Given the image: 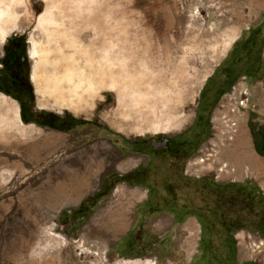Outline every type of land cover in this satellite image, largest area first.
<instances>
[{
    "label": "rangeland",
    "instance_id": "1",
    "mask_svg": "<svg viewBox=\"0 0 264 264\" xmlns=\"http://www.w3.org/2000/svg\"><path fill=\"white\" fill-rule=\"evenodd\" d=\"M51 1L15 4L0 41V264H264V170L230 163L239 126L264 160V0ZM34 41L44 76L115 45L156 107L38 93Z\"/></svg>",
    "mask_w": 264,
    "mask_h": 264
},
{
    "label": "bare ground",
    "instance_id": "2",
    "mask_svg": "<svg viewBox=\"0 0 264 264\" xmlns=\"http://www.w3.org/2000/svg\"><path fill=\"white\" fill-rule=\"evenodd\" d=\"M21 1L22 0H0V41L2 42L6 41L7 37L11 34L13 30H20L17 25V22L14 20L15 13L12 11V7ZM53 1H51V3H53ZM83 1L82 3L85 5ZM74 3H76V1H74ZM88 4H87V7H88ZM72 6L74 5L72 4ZM58 8L60 7L58 6ZM83 9H84V6H83ZM86 11L88 12V10ZM38 22H39L38 26L41 27V29L45 33H47L49 36L61 37V38L66 37L65 32L67 30L63 32L58 27H56L57 22L51 10L49 11L47 10L44 16L39 18ZM62 28H64V26ZM32 44L33 45L31 46L30 52H31V55L35 59V68L33 71L34 72L33 81L36 84L38 93L46 94L48 92L50 94H55V96H57V95H60L62 88H64L63 85L68 84L70 87L69 90L71 91V93L78 96L77 98L81 100V94L86 93L87 96L88 94L89 95L93 94V98H94V93L96 94V92H100L98 91L99 89L101 90L102 87H104L105 85H109L111 88H119L120 90L119 100L120 101H126L127 98H130L129 101L132 102L133 106H140L142 104H150L151 107L153 108L156 107L154 102H152V105H151V101L152 99L158 96V92L154 91L150 93L136 94L135 89H134L136 87H134V81H133L132 75L126 69L125 62L122 61L120 63L121 67L115 70L116 64L119 65V62H120V58L117 56V54H115L116 53L115 52L116 49H114L116 48L114 47L115 45L107 44L104 47L103 51H101V54L99 55V57L98 58L96 57L97 59H95V57H92L91 55L90 58H88L87 61H85L87 64V66H85L86 70H83L84 68L81 69V66L78 67L77 64L75 63L73 64L71 63L70 64L71 66L67 65L68 68L62 74L56 73L54 76H44V74L42 73V68L47 63V60H46L47 57L44 55L45 51L43 48L40 47V45L36 41H34ZM71 62H74V61L72 60ZM131 88H132V97L130 95ZM60 107H63V105H61ZM234 129L235 128L232 127L233 131H231V133L233 137H231V139H233V145L235 148L232 151V154L234 153V158L230 160L231 165L233 166L236 164L235 166L237 167V172L241 170V164L246 163V162H250L256 166L261 167V169L264 170V160H260V158H258L257 156L253 154L254 152L252 153L247 149L248 142H247V137L245 136L246 129L244 130L241 126L238 127L237 131H235ZM229 150H230L229 146H226V147L224 146L222 147L221 154L226 156L229 154L228 153ZM230 154H231V151H230ZM232 154L231 156H233ZM226 167L228 168V165H226ZM222 169H224V167ZM135 192H137L138 194H141V191H135Z\"/></svg>",
    "mask_w": 264,
    "mask_h": 264
},
{
    "label": "crops",
    "instance_id": "3",
    "mask_svg": "<svg viewBox=\"0 0 264 264\" xmlns=\"http://www.w3.org/2000/svg\"><path fill=\"white\" fill-rule=\"evenodd\" d=\"M136 191H138V190H136ZM131 203H132V199H131ZM114 211H116V210H114ZM121 211V210H120ZM122 217H121V215L118 217V221H119V227H118V230H116V231H111V232H108V234H111V235H120V236H126V235H128V231H122L121 230V225H122V223H121V221H122ZM130 219H131V221H132V213H131V217H130ZM132 223V222H131ZM123 226H125V225H123ZM117 229V228H116ZM131 229H132V227H131ZM190 238H194L195 237V232L194 231H192V232H190Z\"/></svg>",
    "mask_w": 264,
    "mask_h": 264
},
{
    "label": "flooded vegetation",
    "instance_id": "4",
    "mask_svg": "<svg viewBox=\"0 0 264 264\" xmlns=\"http://www.w3.org/2000/svg\"><path fill=\"white\" fill-rule=\"evenodd\" d=\"M12 54H14V53H12ZM3 61L6 62V60H3ZM164 142H165L166 145H164ZM151 143L154 145V147L160 148L161 150H163L165 148H168V146H169V141L168 140H166V141L161 140V139L151 140ZM157 150H159V149H157Z\"/></svg>",
    "mask_w": 264,
    "mask_h": 264
},
{
    "label": "trees",
    "instance_id": "5",
    "mask_svg": "<svg viewBox=\"0 0 264 264\" xmlns=\"http://www.w3.org/2000/svg\"><path fill=\"white\" fill-rule=\"evenodd\" d=\"M0 79L1 80H5L7 79L6 74H4V72H2V74H0ZM261 152V151H260ZM263 153V152H262ZM228 238H232V234H228ZM232 243L234 244V242L232 241Z\"/></svg>",
    "mask_w": 264,
    "mask_h": 264
},
{
    "label": "water",
    "instance_id": "6",
    "mask_svg": "<svg viewBox=\"0 0 264 264\" xmlns=\"http://www.w3.org/2000/svg\"><path fill=\"white\" fill-rule=\"evenodd\" d=\"M7 40H8V37H7L6 41H7ZM164 145H166L165 142H164Z\"/></svg>",
    "mask_w": 264,
    "mask_h": 264
}]
</instances>
